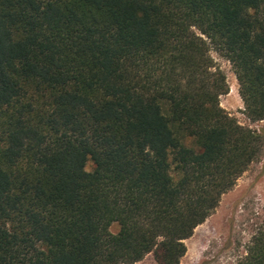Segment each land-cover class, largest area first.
I'll list each match as a JSON object with an SVG mask.
<instances>
[{"label": "trees", "instance_id": "obj_1", "mask_svg": "<svg viewBox=\"0 0 264 264\" xmlns=\"http://www.w3.org/2000/svg\"><path fill=\"white\" fill-rule=\"evenodd\" d=\"M211 48L264 121V0H0V264H180L264 152Z\"/></svg>", "mask_w": 264, "mask_h": 264}, {"label": "rangeland", "instance_id": "obj_2", "mask_svg": "<svg viewBox=\"0 0 264 264\" xmlns=\"http://www.w3.org/2000/svg\"><path fill=\"white\" fill-rule=\"evenodd\" d=\"M216 69L226 76L228 93L220 96V106L239 124L257 132L264 130V121L253 123L244 114V103L239 94V82L232 64L213 48L209 52ZM183 141L197 149L194 138L175 127ZM89 162L86 170L92 171ZM264 228V152L261 160L251 165L235 187L224 194L214 213L198 226L192 238L186 240L188 252L180 264H237L248 254L252 240ZM119 231L118 225L111 228ZM136 264H156L149 255Z\"/></svg>", "mask_w": 264, "mask_h": 264}]
</instances>
